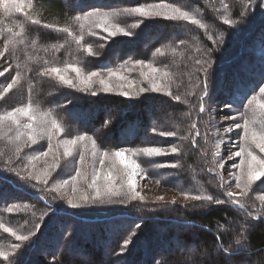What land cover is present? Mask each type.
<instances>
[{"label": "trees", "instance_id": "1", "mask_svg": "<svg viewBox=\"0 0 264 264\" xmlns=\"http://www.w3.org/2000/svg\"><path fill=\"white\" fill-rule=\"evenodd\" d=\"M31 2L32 9L26 7L23 13L13 12L5 17L0 12V51L4 50L6 41L9 48L3 56L8 71L0 76V114L31 101L44 111L50 110L63 125L65 131L59 139L92 136L97 141L99 152L120 148L167 149L172 145L181 146L182 152L136 158L147 171V178L141 181L149 180L153 189L160 180L158 185L169 190L167 199L141 201L138 198L123 204L83 203L78 197L82 193L92 194L88 184L91 183L94 168H100L99 156L95 162L91 157L90 142L83 147L87 165L80 166L87 175L84 179L78 178L77 191L73 193L71 182L67 186L62 185L64 180H70L76 174L80 146L67 161L63 158V148H59L60 166L53 172L49 167L53 163V154L39 155L48 149L46 138L29 148L14 138L9 141L7 136L0 134V221L16 229L18 234L35 233L22 242L0 229V246L11 253V264H264V204L257 199L259 195H264V187L257 185L248 196L240 197L238 203L244 204L243 210L231 203L209 205L186 201L182 195L183 192L207 193L227 199L224 196L226 191L239 190L234 181H230V188L227 184L220 187L217 176L207 171L213 166L214 152L207 148L194 149L192 139L198 130L197 145L201 144V140L207 139L208 133L213 130L210 112L214 101L223 103L234 97L245 100L264 77V0ZM145 2L175 3L208 23L209 30L206 33L204 29L185 21L149 18L138 29H130L133 32L131 36L103 39L107 33L97 28L93 30L96 35H89L85 26V45L90 44L93 52L98 53L90 56L67 33L43 26L68 27L78 36L81 34L80 26L73 20L74 16H82L97 7L110 11L116 7L140 6ZM224 4L229 5L227 11ZM225 16L235 23L225 25ZM34 19L40 23L33 24ZM138 19L141 18L121 17V24L127 27ZM21 26L23 37L13 40L7 29L20 32ZM145 34L149 36L147 40L144 39ZM208 35L219 39L214 43ZM249 46L258 47L261 52L248 57L246 51ZM156 48L162 49L163 56L154 55ZM172 48L176 49L175 53ZM198 48L211 49L207 59L211 60L212 67L207 76L194 71V61L201 58ZM134 60H143L145 64L152 63L156 68L170 72L172 78L168 84L174 94L181 95L182 100L174 101L159 92L139 93L141 87L148 88L149 84L140 75L141 69L133 66ZM68 64L81 67L85 73L100 71L104 76L107 72L103 69L119 68L123 75L135 81L129 89L133 95L120 96L118 89L105 93L100 91L99 85H95L93 90L99 94L92 96L90 91L82 92L63 85L54 75H41L46 68H64ZM143 71L148 72L149 69L144 68ZM17 73L18 83L9 92L3 93ZM67 75L74 79L76 74L69 71ZM197 77L208 86L206 111L202 114L199 112L198 97L203 94V84L197 86ZM112 83L115 85L117 81L113 79ZM189 92H194V95H188ZM184 99L189 103H183ZM251 108L255 105L249 106V116L252 115ZM243 122L242 119L240 124L243 125ZM193 123L197 125L195 130ZM160 131H178L187 139L162 137ZM241 134L236 139L239 140ZM12 135L14 137V133ZM55 143L54 140V146ZM17 146L22 148L19 157L15 154ZM252 150L258 152L254 146ZM33 156L38 158L33 160ZM174 162L181 167L156 166ZM45 169L51 175L45 176ZM17 171L25 177L29 171L39 173L42 179L48 180V184L37 183L34 179L21 180ZM216 173L222 175L224 181H229L220 168H216ZM98 183H103V180ZM117 183L121 181L118 179ZM53 186H57L59 191H49ZM68 198H74L81 206L72 208L67 203ZM14 205L19 209L27 205L28 209L12 213L6 211L7 207ZM45 212L47 215L41 220L40 216ZM72 214L77 219H73ZM37 224L41 225L39 231ZM237 239L240 240L239 245L236 244ZM125 240L129 241L127 246H124ZM16 242L20 248L13 252L11 245ZM176 245H182V248H175ZM222 245L228 248L230 258L217 252ZM72 251L81 253L83 257L74 258ZM0 264H9V261L0 259Z\"/></svg>", "mask_w": 264, "mask_h": 264}, {"label": "snow or ice", "instance_id": "2", "mask_svg": "<svg viewBox=\"0 0 264 264\" xmlns=\"http://www.w3.org/2000/svg\"><path fill=\"white\" fill-rule=\"evenodd\" d=\"M264 6V5H262ZM32 9L33 4L31 0H0V12L3 13L5 17L11 16L13 12L23 13L25 8ZM225 11L228 10L229 5L224 4ZM243 16L244 13L241 12ZM121 17H139L141 19L136 20L135 23L129 24L127 27L122 26ZM149 18H162L165 20L181 22L185 21L189 24L196 26L198 29H204L208 32V23L204 20L197 18V16L189 11L184 10L182 7L177 6L175 3H142L140 6L131 7H116L110 11H102L99 7L94 8L92 11L84 12L83 15H76L73 20L79 24L81 34L76 36L72 30L68 27L56 28L54 25L45 24V28L54 29L57 32L67 33L68 36L73 37L77 45H82L83 50L88 53V55H98V53L93 52V48L90 44L85 45L84 41V29L87 26L89 35H96L94 29H101L103 32L107 33V37H102L103 39H111L118 35L131 36L133 32L130 29H138L145 20ZM33 24H39L38 19L32 20ZM223 23L225 25H232L235 23L232 19L227 16L223 18ZM7 32L11 35L13 40L23 37L24 29L21 26L20 32H13L11 28L7 29ZM195 39V37H193ZM209 40H213L215 43L219 37L213 39L212 35H208ZM22 42V41H21ZM35 43V41H34ZM181 44L184 43L183 40L180 41ZM63 47V45H60ZM104 47V45H101ZM9 50L8 42L5 43V48L0 51V57H3L5 52ZM171 51L175 53L176 49L172 48ZM197 51L201 53V58L194 61V71L195 73H203L204 76L208 75L209 69L212 67L210 59H207L211 54V49L198 48ZM155 54H160L163 56V51L161 48L155 49ZM128 62H125L127 64ZM134 67H139L141 69L140 75L148 82L149 87H141L139 93H145L147 91L159 92L166 96H169L172 100L180 102L182 100L181 95H176L171 91L168 81L171 80V73L167 70H161L156 68L152 63L145 64L143 60L132 61ZM148 68V72H144L143 69ZM126 71H131V69L125 68ZM8 69H5L7 72ZM71 71L74 72L75 78H70L67 73ZM103 71L107 72V76L102 75L100 71H89L84 72L81 67L75 64H68L64 68L60 67H50L46 68L41 75L51 76L54 75L60 83L66 85L69 88L77 89L82 92H91L92 96H96L99 93L93 90L95 85H99L100 91L108 93L118 89L117 94L124 97H131L133 93L129 90L135 84V81L130 80L128 76L123 75L119 68H105ZM4 72H0V76H3ZM115 79L117 83L113 85L112 81ZM19 73L17 76L13 77L11 83L3 89V93L9 92L14 85L18 83ZM203 84L202 92L203 94L198 97L199 99V112L202 114L206 111V98L208 96V86L205 82L200 81L197 77V86ZM260 92L264 94V87L260 88ZM138 93V94H139ZM188 95H194V92H189ZM256 102V108H251L250 111L252 115L249 116L247 113H239V115H233L226 117L227 119L237 121L238 119H243V125L236 122L234 124L228 125L224 128V133H231L236 130H242L240 139L238 141L239 150L232 153V157L240 158L239 163L233 164V169L236 171L229 173V175L234 177L235 187L239 189V193L233 191H226L224 196L227 199L217 198L212 194L201 193L193 194L192 192H183L182 195L186 201L191 200L195 202H206L207 204L223 205L225 203H231L237 205L241 210L244 209V204L238 203L241 196H248L251 190L259 186H264V155H259L252 150V146L258 149L260 154H264V103L255 100L249 101V104L245 107L248 108ZM183 103L188 104L187 99L183 100ZM226 107H231L226 105ZM257 109H259L257 111ZM258 125V127L256 126ZM192 128L197 129L196 123H193ZM65 131L63 125L58 121V119L52 114V112L44 111L38 104H33L31 101L24 106L16 107L11 111H7L4 114H0V134L7 136L8 140L11 141L13 138L27 145L31 148L36 145L39 140L47 139L48 149L39 155L48 156L50 153L53 154V163L49 166L54 172L60 166V155L59 148H63V158L64 160H69L74 156L78 146L81 147L79 152V160L76 161V174L71 176L70 180H64L62 186H67L70 182L72 183V191L75 193L77 191L76 181L79 179H84L87 175L86 172L82 171V167L86 166V156L83 151V147L89 142L91 144V157L93 162H95L97 156H99V169L93 170L91 183L88 184V188L92 189V194L82 193L78 199L83 203H127L129 200L144 198L136 191V180L137 177L141 179L147 178L146 169L142 168L141 164L137 162V157L143 156L146 158L159 157L169 154H180L182 152V147L179 145H172L165 149L163 147H143L139 149H125L120 148L119 150L108 152H99L97 148V141L92 136L87 135H77L71 139H59L60 135ZM155 132L156 129L154 128ZM14 133V137L12 135ZM159 135L162 137H179L180 140H186V136H180L178 131H160ZM200 136V132L196 130L192 139V147L195 149L197 147V140ZM55 140V146L53 141ZM223 141H218L215 144L216 152L213 153V166L208 167L207 171L213 173L217 176L220 187L223 188L226 184L230 188L231 182L224 181L222 175L216 173V168L223 169L225 165L220 162L222 159L219 149L221 148ZM22 148L17 146L15 149V154L19 157ZM38 156H33L31 159H37ZM231 158V157H230ZM159 168H180L181 165L178 162L158 164ZM14 170V169H12ZM143 173V175H141ZM17 176L21 180H36L37 183L48 184L47 179H42L39 173L29 171L27 177L21 175L20 171H17ZM45 176L51 175L47 169L44 172ZM121 183H117V180ZM103 180V183H98V181ZM161 181L157 180L159 184ZM35 187V185H33ZM49 191L58 192L59 188L53 186ZM119 198V199H114ZM158 199H163L159 197ZM257 199L264 204V195H259ZM6 203V202H5ZM67 203L72 208H78L81 206L80 203L75 202L74 198H68ZM175 203V201H173ZM184 205L183 207H187ZM196 205H193L195 207ZM28 206L25 205L24 209H19L18 206L7 207L6 211L12 213L18 210H27ZM35 215V213H33ZM47 213H43L40 219L43 220ZM41 225L37 224V231L40 230ZM139 228V225H137ZM0 229L4 233H8L15 237L17 241H27L30 236H34V232H29L28 235L18 234L17 230L13 227L6 225L4 222L0 221ZM219 240L220 238L217 237ZM129 241L125 240L124 246H127ZM236 244H240V240H236ZM12 251L20 248V244L11 245ZM218 253H223L227 258H230L228 248L221 246L217 249ZM11 253L0 246V259L4 261H10Z\"/></svg>", "mask_w": 264, "mask_h": 264}, {"label": "rangeland", "instance_id": "3", "mask_svg": "<svg viewBox=\"0 0 264 264\" xmlns=\"http://www.w3.org/2000/svg\"><path fill=\"white\" fill-rule=\"evenodd\" d=\"M148 38L149 36L145 34L144 39L147 40ZM90 39L92 40V38ZM244 48L246 49V46ZM260 52H261V49L259 50L258 47H254V46L247 47V51H246V53H248V57L250 55H258V53ZM4 61H5L4 58L0 57V72H5V69H7ZM255 70L256 68L253 67V71ZM261 87H264V77L260 79V82L257 85V87H255L254 90L250 91V93L248 94L245 100H239L238 97H234L230 100H227V102H223V103L222 101H218V102L214 101L212 105L213 106L212 110L210 112L211 113L210 119H212L214 122V128L213 130H211V132L208 133L207 139L201 140V144H198L197 147L195 148L198 151L203 150L204 148H207V149H211L213 152H216L217 149L215 148V144L218 141L222 140L223 143L221 145V148L219 149L220 155L222 157L220 162L223 163L225 167L223 169H220V171L221 173H223V176H226V178L229 181H234L233 183H235L234 177L229 175V173L236 171L235 169H233V164L234 163L238 164L240 161V158L232 157V153L239 150V144H238L239 140L236 139V136L240 132H242V130H236L231 133H224V128L236 122L240 123L242 119L233 121V120L227 119L226 117L233 116V115L238 116L239 113H247V110L249 107L246 108L245 106L249 104L250 100H253V97H255L256 101L264 103V94L260 92ZM226 105H230L231 107L230 108L226 107ZM253 105H255V108L257 107L255 101L253 102ZM256 126L258 127V125ZM256 153L259 155H264V154H260L259 151ZM150 185L151 184L149 180L145 179L141 181V178L137 177L136 191L139 192L140 195L144 198L141 201H148V200L160 201L163 199H167L169 197L170 193H168L169 190L167 188L163 186L160 187V185H158L157 183L155 188L152 189ZM259 187L262 188L264 186H259ZM233 192L239 193V190H234ZM165 195L166 197H164ZM159 197H162L163 199H158ZM70 216H72L73 219H77V217L74 214ZM178 247L182 248V245L175 246V248H178ZM71 255L76 259L83 257L81 253H77L73 251L71 252Z\"/></svg>", "mask_w": 264, "mask_h": 264}]
</instances>
